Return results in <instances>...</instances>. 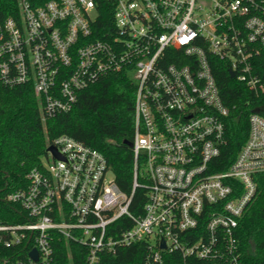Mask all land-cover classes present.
I'll return each mask as SVG.
<instances>
[{"label": "built area", "instance_id": "1", "mask_svg": "<svg viewBox=\"0 0 264 264\" xmlns=\"http://www.w3.org/2000/svg\"><path fill=\"white\" fill-rule=\"evenodd\" d=\"M105 4L113 23L103 30ZM18 9L0 22L3 84L33 86L52 118L126 75L134 173L125 193L100 151L56 139L61 158L48 152L6 198L17 211L15 222L0 218V264H242L237 230L264 175V0H18ZM219 61L263 99L226 170Z\"/></svg>", "mask_w": 264, "mask_h": 264}, {"label": "trees", "instance_id": "2", "mask_svg": "<svg viewBox=\"0 0 264 264\" xmlns=\"http://www.w3.org/2000/svg\"><path fill=\"white\" fill-rule=\"evenodd\" d=\"M111 8L105 4L98 28L106 30L112 25ZM18 15V0H0V22ZM215 74L225 105L230 109L226 120L228 145L220 169L226 170L246 143L249 117L263 99L232 78L224 62H217ZM135 90L126 75H111L81 92L70 112L48 118L33 86L10 88L0 78V218L15 222L11 214L17 210L7 204L8 194L28 187V174L42 168V158L49 156L48 147L61 136L100 151L115 174L117 185L131 194L134 157L126 142L134 141ZM260 179L258 195L237 230L242 264H264V175ZM144 193L138 190L134 203L144 202ZM58 255L68 256L66 251Z\"/></svg>", "mask_w": 264, "mask_h": 264}, {"label": "water", "instance_id": "3", "mask_svg": "<svg viewBox=\"0 0 264 264\" xmlns=\"http://www.w3.org/2000/svg\"><path fill=\"white\" fill-rule=\"evenodd\" d=\"M230 76L233 78V77H234V74H233V73H230ZM126 144H127L130 148H132V146H133V143H132L131 141H127ZM47 152L52 153L56 158H61V156H60L59 153H58L57 148H56L55 146H53V145H51V146L48 147ZM32 255H33L34 257H36V252L34 251V252L32 253Z\"/></svg>", "mask_w": 264, "mask_h": 264}, {"label": "rangeland", "instance_id": "4", "mask_svg": "<svg viewBox=\"0 0 264 264\" xmlns=\"http://www.w3.org/2000/svg\"><path fill=\"white\" fill-rule=\"evenodd\" d=\"M203 2L206 3V0H203ZM42 161H43V163H46V162H47V158L44 156V157L42 158Z\"/></svg>", "mask_w": 264, "mask_h": 264}]
</instances>
